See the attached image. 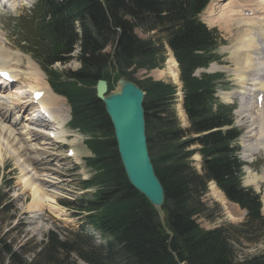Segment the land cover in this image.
I'll return each mask as SVG.
<instances>
[{"label": "trees", "instance_id": "obj_1", "mask_svg": "<svg viewBox=\"0 0 264 264\" xmlns=\"http://www.w3.org/2000/svg\"><path fill=\"white\" fill-rule=\"evenodd\" d=\"M208 1L106 0L104 8L98 0H50L53 13L69 17L71 9L76 8L74 12L83 28L78 57L81 67L76 72L52 68L57 60L66 62L68 56L64 53L72 48V42L60 36L53 25L45 27L48 34L43 38L47 46L36 52L37 57L56 90L65 94L72 105L71 125L91 134L86 143L94 153L86 160L94 176L82 182L83 188L95 187L94 193L67 205L76 216L86 214L82 222L109 237L106 245L97 247L83 231H72L68 236L60 228L51 231L37 246L32 259H19L18 250L7 246V264H65L72 256L89 264H264V252L242 259L236 248L237 243L243 245V241L251 240L253 228L264 222V215L259 196L241 186L242 163L235 155L238 148H231L239 131L224 129L232 124L231 109L215 104L216 76H194L197 67L213 58L211 52L217 45L215 31L198 19ZM136 27L166 35L180 64L184 108L191 130L185 131L178 123L174 86L151 78L137 81L129 72L134 65L154 69L165 59L159 42L139 38ZM118 34L115 60L110 61L111 54L104 50L117 41ZM29 47L30 43L25 46L27 50ZM118 68L117 75L136 81L146 93L150 154L165 189L166 224L172 236L163 228L154 206L130 183L113 125L96 94L95 86L101 78L110 82L111 89L115 86L111 80ZM193 133L201 136L192 137ZM193 144L201 147L189 149ZM196 151L203 157V173L190 161ZM212 180L230 201L248 211L241 225L206 230L197 223L195 216L208 210L203 196ZM1 264H6V259L2 258Z\"/></svg>", "mask_w": 264, "mask_h": 264}, {"label": "rangeland", "instance_id": "obj_2", "mask_svg": "<svg viewBox=\"0 0 264 264\" xmlns=\"http://www.w3.org/2000/svg\"><path fill=\"white\" fill-rule=\"evenodd\" d=\"M25 1L26 0L20 3H23ZM239 1L240 0H226V2H219V0H213V4H212L213 10L215 9L217 11V10L228 9L233 4L232 5L234 6L233 8H237L240 5L252 11H254V9L256 8L255 9L256 11L260 10L259 12H264V10H262L263 8L262 6H260L261 7L260 9V7L257 4L254 5L253 7L251 4H248L249 2H253L252 0H241L240 2ZM245 4L248 5L245 6ZM255 6H257L258 8ZM209 11L207 12V14L209 13ZM212 14L213 12H211V15ZM0 16H3L0 22V28L5 33V35L10 39V41L8 42H10L11 49L15 51L13 52L9 50L7 46L4 48V50L6 54L9 53L8 54L9 56L7 55L8 56L7 60H10L12 62V65H14L16 63V60L15 61L13 60V56H14L13 54H17L18 52L16 51L21 52L18 48H16L15 46L16 43L13 41L11 35L8 33L9 29L11 28V21L14 18V16L9 14V11L2 12ZM202 18L206 20L211 27H215L214 25L216 24L213 23L212 19H209V17H207L206 13L203 14ZM236 25L237 23L231 22V25L229 24V26L231 27L228 28V30L216 26L222 33L223 37L227 40V43L223 44L220 47V52L221 55H223L224 62L228 65L229 68L226 73L227 77L223 79V81H221L225 83H222L218 87V96L220 97L223 103L233 105L234 108L233 118L235 121V126L242 129L243 132L245 133L247 131L246 128L248 125L247 123L248 121H245L246 119L243 120L239 119V114H237L236 112V110L241 106L240 103L237 101L231 102L229 101L231 100L230 98L227 99L222 94V92L226 90H232V89L240 90V83L237 77H239L238 75L240 74H247L248 72V69H246L247 67H244L242 65L241 67L238 64H236L239 63V60H241L240 55L235 53L237 52L236 51L237 49L236 48L234 49L235 52L233 51V49L232 50L226 49L227 47H230L236 43V39H237L236 35L238 30L236 29L237 28ZM137 33L142 38H151L154 36L150 33L146 34L141 30H138ZM4 43L6 45H9L6 41H4ZM78 52H79V48L77 46V50L74 53L75 56H77ZM164 54L166 56V60L163 63V68H166L165 69L166 73L164 75L159 77L156 76L155 71L152 70L148 71L140 68H135L131 73L133 75V78L139 81L151 77L154 78V80L159 81V79L162 78L160 79L161 81L173 84L177 88L179 86L178 91L176 93L177 97L175 96V100H174V107L176 110L179 125L182 126V128L185 131H188L191 130V125L188 119V115L187 113H185V117H184V112L179 107V104L182 103V99L180 97L181 96L180 92L182 93V90L180 91V89H182L183 86L182 81L180 79L179 82L177 80L176 81L173 80V78L171 77L172 75L169 73V66L168 64H166L167 59L173 56L172 51H170V49L167 47V50H164ZM25 55H27L28 59L31 60L28 54ZM19 58L20 61H18L17 63L18 66L14 65L18 74H19L18 71L21 68L22 69H24L25 67L27 68L28 61H30L26 58V56L24 55L21 56V53L19 55ZM32 63L35 64L33 61ZM78 66L79 63L76 60V58H74L67 64L55 65V69L59 71H68L70 69L75 70ZM26 71L27 70H24V72ZM177 71L178 74H180L179 68ZM44 74L46 75V73ZM44 74L42 75L43 81L47 82L48 76L47 75L45 76ZM26 77L28 78L27 75L24 76L23 78L25 83L33 84V85L35 84L34 78L32 79L31 77L29 80H26L27 79ZM13 87L14 88L18 87V85L12 86L10 89H8L9 92L5 94L7 97L8 95H13V92L11 93V89ZM21 89L22 91H24L23 87H21ZM1 90L6 91L7 89L5 90L1 89ZM23 98L24 96H19V100L22 102V104L26 102V100H24ZM62 101H63L62 107L65 106L66 104L69 108V113H70V107L68 105L67 100L63 99ZM4 111L5 114L6 113L5 107H4ZM57 111L60 113L61 116L67 118L66 116L67 110L65 107L63 108V110H57ZM1 114H3V110H0V118H1ZM13 119H14L13 114H11L8 117V120L4 122H0L1 125L0 130L2 131V137L6 136V138L12 141L11 143H13L21 153L19 154L20 157L19 159L10 151L8 152L7 150H5V152H7V154L5 153V155L7 156H5V159L0 163V190L2 197V201L0 203V237L2 239L0 242V264L2 258L6 259V263H8L7 255H6L7 246L13 248L14 250H18L19 259H23V258L32 259L37 246L39 247L42 244L49 231L59 230L60 227H63L65 229L64 233L68 235L69 232H72V229L80 230L82 228V223L80 222V218L74 216V212L72 211V209L68 208L66 204H68L71 199H76L82 196V194L86 193V190H84L83 187L81 186V181L83 179L80 176L78 169L80 166L86 167L87 165L85 164V158L91 156V151L85 145V140L87 139V137L76 130L73 131L71 128H69V126H67L68 131L75 132V134L74 136L69 137L68 146L76 147L78 150V154L74 159H67L66 157L67 146L57 145V143H55L56 139L54 140V142H50L48 141V139H45V137L39 138L38 136H41V134L35 137L34 133H31L34 136L28 139V137H30V134H28L27 128L24 129L23 122L15 125L12 123ZM26 121L28 122L27 124L31 123L28 120ZM20 132L21 133L25 132L24 134L26 135L23 134L21 135ZM2 141L4 142V146H5L6 144L5 141L3 139ZM253 142L255 143L254 140ZM239 144L240 145L242 144V138L240 139ZM30 147H32L36 151L31 149ZM41 147H43L45 151L44 149L43 151H41L42 150L40 149ZM193 148H197V144H195ZM46 149H49V151L47 152ZM244 149L245 147H243L240 153L241 157H244ZM252 159L255 160L254 163L250 164L253 173H256L259 176H264L263 151L258 152ZM202 164H203L202 157H199L198 155L195 154L192 157V166L196 168V170L199 173L203 172ZM248 165L249 163H247V166ZM25 166L26 169H28V167L29 169L25 170L24 169ZM85 174L90 178L93 175V170L87 166ZM50 180L52 181L49 182ZM246 180L248 181V177H246ZM246 180H245V184L247 186H250L249 184H253V183L247 184ZM258 180L261 179H257V181L255 182L256 184L258 183V186L256 185H251V186H253L255 190L260 193L259 189L264 191V180L261 181ZM30 184L35 185V187L37 186L38 190L40 189V193L43 194L44 197H47L46 201L42 202V206H40L39 204L32 205L33 203L32 193H34V191H32L31 187H29ZM208 185H209L208 193L203 197L208 210L206 211V213L199 214L196 216L197 222L202 227H204V229L212 230L227 225L239 226L240 222L245 221L246 211L244 209H242L239 205L226 202L227 199L226 200L224 199L222 194L216 189L214 183H209ZM92 192L93 190H91V192L88 194H92ZM48 202L51 203V208H53L54 205L58 207L56 212L53 209L52 210L50 208L48 209L49 206ZM230 214H232L233 217H231ZM85 229L89 231L90 227L85 226ZM230 230L233 233H235L234 228H230ZM68 236L71 235L69 234ZM250 237L251 240L243 241V245L239 243L236 244V248L239 250L241 255L240 258L242 259L247 256H253L264 252V222L260 225H256L253 228ZM75 260L73 259L72 256V258L68 260L69 263H65V264L84 263L83 260H78L77 257L75 258Z\"/></svg>", "mask_w": 264, "mask_h": 264}, {"label": "bare ground", "instance_id": "obj_3", "mask_svg": "<svg viewBox=\"0 0 264 264\" xmlns=\"http://www.w3.org/2000/svg\"><path fill=\"white\" fill-rule=\"evenodd\" d=\"M22 1H24V0H10V4L12 6H15L16 4H18L19 2H22ZM252 1L253 2L248 1L249 2L248 4L252 5L255 3L259 7L262 6L263 7L262 10H264V0H252ZM255 7H257V6H255ZM254 8H252V9H254ZM260 9H261V7H260ZM258 11H260V10H258ZM233 12H235V10L231 9V10H227L226 12H224V14H221V15H224L225 18L228 19V22L227 23L225 22L226 24L223 23L222 25H220V27L228 30V28L231 27V26H229V24L231 25V22H239V28H238L237 35H236L237 36V39H236L237 44L235 46V48L237 49L236 50L237 52H235V51L234 52L237 53L238 55H240L241 60H239V63H236V64H238L239 66L242 65L244 67H247L246 69H248V72H247V74H240V75H238L239 77H237L240 85L242 86L241 90H238L237 92L236 91L225 92L224 95H225V98L229 99V98L233 97L235 92H236L237 96L243 97L242 105L236 110V112H237V114H239V119H241V120L246 119L245 121H248L247 122L248 125L246 128L247 131L242 136V144L245 147L244 157L246 158V160H249L251 157H253L255 155V153H258L260 150H264V147L261 146L259 143H257L254 140V139L257 140V138L260 139L261 142H262V140H264V108H262V106L264 105V101H263L262 105H260V107H259L258 104L256 103V100H255L256 98L259 97V95H260L259 93L264 94V90H263L264 89V18H263L264 13L261 14V16H263V17L251 16L249 18L247 17V19L245 21L240 22L239 19H229L230 15ZM252 19L256 20V21H252ZM246 23L248 25H250L251 29H248L245 27ZM241 27H244L245 29H243ZM1 40H2V38L0 39V67L6 68V69H13V71L16 73V75L18 77H20L22 75L21 72L23 70L20 69L18 71L19 72V74H18L16 68L14 67V65H12V62L10 60H7L9 53L6 54L3 51V47H2L3 43ZM13 55H14L13 60L14 61L16 60L15 66H18L17 63H18V61H20V58H19L20 53L18 52L17 54H13ZM21 56H23V55L21 54ZM26 58L28 59V57H26ZM28 60H30V59H28ZM31 60L28 61V66L25 69L27 71L24 72V74L28 76V78L26 77L27 78L26 80H29L32 77V79L33 78L35 79V81H34L35 87H37L39 89L44 88V85L47 87L45 81H43V76H42L44 74L43 73L44 71L36 63L33 64L32 63L33 60L32 61ZM166 64H168V66H169V73L172 75V76L171 75L170 76L173 78L174 81L177 80L179 82L180 77H179V74L177 71L179 66H178V61L176 60L174 55L167 59ZM217 68H218L217 65H213L211 67V69H213V70L217 69ZM165 69L166 68H164L162 70L161 68H158V69L153 70V71L156 72V76L160 77L166 73ZM246 69H244V70H246ZM174 78H176V79H174ZM29 85L30 84L25 83L24 80L20 81L18 83V87H15V88L13 87L11 89V93L13 92V95H8V97L5 95L9 92L8 88L6 90L8 92H6V91L1 90V89H3V87H0V90H1L0 91V110H3V114H1L0 122H4V121L8 120V117L11 114H13L14 119H13L12 123L17 125V124L23 122L24 129L27 128V132H28V134H30V137H28V139L32 138L34 135H35V137H37L39 134H41V136H38V137L43 138L44 136H42V134L46 133V132L42 129L43 127H41L37 122H35L36 121L35 119H37V118H35L36 112H37L36 110H34V112H32V113H28L26 118L23 119V116L26 115L29 107L31 106V98L25 93V89ZM21 87L24 88V91H22ZM260 90H263V91H260ZM19 96H24L23 99L26 100V102L22 104V102L19 100ZM253 99H254V101H253ZM62 100H63V98L61 96L55 94L53 91H50L48 96L44 100V103L48 106V108L50 110H52L54 115L59 120L67 122L68 119H66V117H64V116H61L60 113L57 111V110H63V108L65 107V106L62 107V105H63ZM4 107L6 108L5 114H4V112H5ZM179 107L184 112V117H185V111L183 109L182 103L179 104ZM26 120L30 121L31 123L27 124L28 122ZM30 126H32V127H30ZM54 127L57 130L59 129V126L57 125V123L54 125ZM31 133H34V135ZM22 134L23 133H21V135ZM68 137H69V134L67 133V131H65V129L60 130L59 136L56 138L55 142L66 143V140H68ZM2 139L6 143L5 146H4V142L2 141ZM31 140H34V139H31ZM48 140H50V139L48 138ZM253 140L256 142V144H254ZM11 142L12 141H10L8 138H6V136L2 137V131L0 130V163L5 159V156H7V155H5V153L7 154V152H5V150H7L8 152L10 151L12 154H14L16 157H18L20 159L19 154H21V153H20L19 149L16 148L15 145ZM43 142H45V141H43ZM8 144H10V145H8ZM45 147H46V144H45ZM30 148L33 149L32 147H30ZM40 149H42L41 151H43L44 148L41 147ZM33 150L36 151L35 149H33ZM44 151H45V149H44ZM46 151L48 152L49 149H46ZM198 156L201 157L200 155H198ZM24 169L28 170L29 167H28V169H26V166H25ZM257 179L264 180V176H259L257 174H254L248 168V181H247V183L256 184L255 182L257 181ZM261 180H258V181H261ZM51 181L52 180H50L49 182H51ZM212 182L214 183L216 189L222 194V196L226 200L224 193L216 186L214 181H212ZM29 187H31L32 191H34V193H32L33 194L32 205L33 204H35V205L39 204L40 206H42V202H45L47 197H44V195L40 193V189L38 190L37 186L35 187V185L30 184ZM226 202L230 203L228 200H226ZM48 207L51 210L53 209L55 212L57 211V208H58L55 205L53 206V208H51L50 205ZM41 208H43V207H41ZM263 211H264V198H263ZM230 216L233 217L232 214H230ZM83 264H87V263H83Z\"/></svg>", "mask_w": 264, "mask_h": 264}, {"label": "water", "instance_id": "obj_4", "mask_svg": "<svg viewBox=\"0 0 264 264\" xmlns=\"http://www.w3.org/2000/svg\"><path fill=\"white\" fill-rule=\"evenodd\" d=\"M98 97L105 103L111 119L122 164L132 186L146 196L158 212L165 230V189L156 174L148 146L145 94L126 77L118 81L114 91L108 93V82L97 84Z\"/></svg>", "mask_w": 264, "mask_h": 264}]
</instances>
